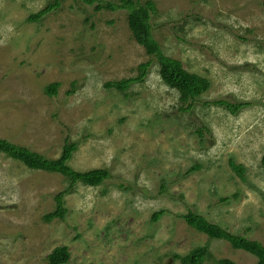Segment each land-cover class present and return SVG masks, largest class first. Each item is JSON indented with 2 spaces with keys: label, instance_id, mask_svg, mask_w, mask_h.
Masks as SVG:
<instances>
[{
  "label": "rangeland",
  "instance_id": "rangeland-1",
  "mask_svg": "<svg viewBox=\"0 0 264 264\" xmlns=\"http://www.w3.org/2000/svg\"><path fill=\"white\" fill-rule=\"evenodd\" d=\"M50 1L0 0V137L48 158L77 141L72 168H108L111 177L68 189L64 175L0 152V264H48L63 245L66 264H181L176 255L205 244L213 256L204 264H256L179 215L194 210L264 244V0H152L164 53L211 83L185 111L156 57L134 38L126 8L64 0L28 20ZM147 60L144 82L106 88ZM56 81L58 93L47 94ZM219 99L243 106L233 114L213 103ZM231 158L244 165L245 180ZM67 189L65 216L46 221Z\"/></svg>",
  "mask_w": 264,
  "mask_h": 264
},
{
  "label": "trees",
  "instance_id": "trees-1",
  "mask_svg": "<svg viewBox=\"0 0 264 264\" xmlns=\"http://www.w3.org/2000/svg\"><path fill=\"white\" fill-rule=\"evenodd\" d=\"M64 0H51L43 9L37 13L29 15V21H39L49 12L60 8ZM82 1L89 5H94V9L98 10H117L126 8L128 11V24L137 42L143 45L148 55L156 57L160 65V76L164 83L179 92V101L181 102V110H189L200 96L210 87L208 78L188 71L181 60L168 56L164 53L160 43L154 37L152 16L156 12L157 7L152 0L141 3L140 0H75ZM152 65L151 60H147L138 65V74L136 76L123 78L119 80H110L105 83L106 88L116 89L126 92L134 83H142L149 72ZM60 82H52L46 86L45 92L49 95H56L60 87ZM209 103V102H208ZM214 104L225 107L227 110L236 114L243 106V103H234L229 100H214ZM199 134H203L202 127L195 129ZM77 141L67 140L63 146L61 155L58 158H48L45 155L30 149L27 146L14 143L6 138L0 137V152L23 162L27 167L37 170H45L48 172L60 173L70 180V187L82 182L88 186H99L111 177L108 168H94L86 171H79L72 168L69 161L78 149ZM229 164L233 171L245 180V167L243 164L237 163L233 158L229 160ZM261 164L264 166V153L261 157ZM200 165H195L191 170H197ZM68 189L56 194L55 199L57 207L54 211L44 215L46 221L54 218H63L67 212L64 206V197ZM228 198H223L226 201ZM264 202V195H263ZM166 211L161 210L153 215V220L157 221ZM186 223L199 232H202L211 239H222L230 243L234 249L244 250L257 257L256 264H264V244L258 240L250 239L245 235L235 234L221 225L210 221L206 216L189 210L185 214H180ZM213 253L208 244L197 246L185 255H176L175 258L180 260L181 264H204L206 260L211 259ZM71 253L67 245L57 246L48 255V264H66L70 261ZM217 264H238L230 258L216 259Z\"/></svg>",
  "mask_w": 264,
  "mask_h": 264
}]
</instances>
